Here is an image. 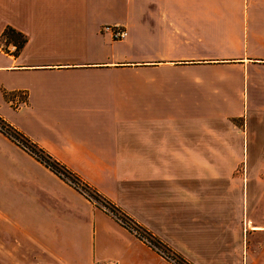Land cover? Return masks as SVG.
Segmentation results:
<instances>
[{
	"label": "crops",
	"instance_id": "0c3cea01",
	"mask_svg": "<svg viewBox=\"0 0 264 264\" xmlns=\"http://www.w3.org/2000/svg\"><path fill=\"white\" fill-rule=\"evenodd\" d=\"M263 85L264 0H0V118L194 264H264L230 164L264 157ZM3 208L39 230L14 264H173L0 130Z\"/></svg>",
	"mask_w": 264,
	"mask_h": 264
},
{
	"label": "rangeland",
	"instance_id": "374dc122",
	"mask_svg": "<svg viewBox=\"0 0 264 264\" xmlns=\"http://www.w3.org/2000/svg\"><path fill=\"white\" fill-rule=\"evenodd\" d=\"M258 90L261 92V95L264 96V85ZM259 98L260 100H264V97ZM257 110L258 109H256V112L254 113L251 111L250 121L252 126L254 125L256 128L264 132V114H258ZM236 160L237 157H234V162L230 163L231 166L236 168L235 175L244 176L250 172V178H248V180L250 179V181H252V185H256L257 187L258 191L256 193V200L258 205L256 215L258 220L264 221V157H240L239 164ZM227 165L228 164H226V166ZM242 196L243 194H241V197ZM250 212L252 215V210ZM24 228L28 233L34 235L38 234L39 231L36 225L24 227L13 224L9 219V209H0V264H14L16 259L11 257L10 252H13L14 250L21 252L31 248V243L28 242L24 236ZM161 247L163 248L164 252L168 254V259L173 264H194L184 256L175 252L166 244L162 243ZM25 260L26 259L22 258L17 259L18 262H24ZM96 261L100 260H94L92 264H94Z\"/></svg>",
	"mask_w": 264,
	"mask_h": 264
},
{
	"label": "built area",
	"instance_id": "2783aa9c",
	"mask_svg": "<svg viewBox=\"0 0 264 264\" xmlns=\"http://www.w3.org/2000/svg\"><path fill=\"white\" fill-rule=\"evenodd\" d=\"M103 32L110 34L115 40H123L128 36L127 29L122 27L121 25H106L103 28ZM10 102L16 108H18L23 103V99H11ZM0 130L8 134L10 137L12 136V139H14V141H16L19 145H21L25 149L29 150L30 146L28 145V143H26L22 137L12 133L10 128L1 121H0ZM60 175L64 179H66L70 184H72L74 187L82 191L89 199H91L96 204L100 205L105 211L116 217L118 221L126 228H128L134 235L142 239L144 242H146L151 247L159 251L161 254L163 255L165 254L163 248L158 246V244L155 241V238L149 232L145 231L142 227H140L130 218L120 213L116 208H114L110 203H108V201H105L100 197L99 198L97 197L98 198L97 199L94 196L96 195V193H94L82 181H80L78 178L74 177L72 174H70L68 171L64 169L60 171ZM94 264H115V263L112 261H96Z\"/></svg>",
	"mask_w": 264,
	"mask_h": 264
},
{
	"label": "trees",
	"instance_id": "16d2710c",
	"mask_svg": "<svg viewBox=\"0 0 264 264\" xmlns=\"http://www.w3.org/2000/svg\"><path fill=\"white\" fill-rule=\"evenodd\" d=\"M3 36H4V38L8 42H13L16 45V47H17L16 53H19L20 52V50L24 47V45L26 44V42L28 40L27 39V36L25 34L17 31L16 29H14L12 27H7L5 29V31H4V33H3ZM0 121L2 123H4L5 125H7L10 128V130L12 131V133H14L15 135H18V136L22 137L24 139V141L26 143H28V145L30 146L28 151H30L32 154H34L40 161H42L43 163H45L53 171H55L59 175H60V171H62L63 169L66 170V171H68L62 164H60L58 161L54 160L51 155H49L43 149H41L40 147H38L36 144L30 142L28 139H26V137H24L22 134H20L18 131H16L13 127H11L10 125H8L3 119L0 118ZM70 174H72V173H70ZM94 193H96V192H94ZM94 196L96 198L97 197L98 198L99 197L102 198L98 193H96V195H94ZM155 241H156V243L158 244L159 247L162 246V243L160 241H158L157 239H155ZM164 256H166L167 258H169L168 254H166V253L164 254Z\"/></svg>",
	"mask_w": 264,
	"mask_h": 264
}]
</instances>
